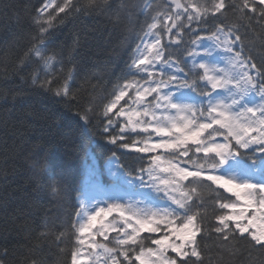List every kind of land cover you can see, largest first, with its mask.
<instances>
[{
    "label": "snow or ice",
    "instance_id": "obj_1",
    "mask_svg": "<svg viewBox=\"0 0 264 264\" xmlns=\"http://www.w3.org/2000/svg\"><path fill=\"white\" fill-rule=\"evenodd\" d=\"M110 3L88 0L87 6H80L78 0H36L27 6L34 13L31 22L39 33L27 53L29 62L32 57L38 61L47 58L54 69L59 65L61 75L49 81L47 76L52 74H46L40 86L51 90L55 85L56 95L68 98L69 104L79 99L70 83L74 72L42 51L44 38L53 22L62 19L59 13L89 12ZM19 9L0 0L4 19L10 10ZM137 12L148 13L141 29L147 42L142 38L134 47V71L99 103L81 105L79 113L84 126H92L108 145L109 160L119 158L122 163L115 171L109 168L108 187L95 163L86 164L84 187L75 197L65 177L51 180L48 195L52 203L63 207L66 216L56 240L63 243L65 232L69 243L76 237L69 253L71 264H99L98 257L79 259L85 244L103 251L104 264H212L202 243L213 232L221 253L216 264H228L224 257L239 251L237 245L264 256V55L257 58L251 49L244 55L250 33L259 30L264 46V0H206L203 4L171 0L145 5L138 0H117L114 22H129ZM165 37L168 39L162 43ZM206 40L223 51L225 67L205 63L200 49L207 48ZM38 82L34 77L33 84ZM65 138L72 143L71 134ZM78 148L72 143L73 152ZM158 150L164 153L166 167L160 168ZM133 156L138 159L130 165L127 159ZM136 164L145 188L151 186L161 193L160 197L151 190L139 193L146 202L144 209L137 202L113 200L114 195H120L125 177L137 171ZM89 188L108 195L112 202L91 207L81 203ZM202 190L210 193L207 199ZM153 200L166 203L147 207ZM206 205L212 207L214 217V222L207 224L205 216L193 211ZM113 212H119L125 227L112 247L91 237L83 239L98 218ZM42 227L50 231L55 225L45 221ZM141 233L148 236L141 238ZM96 234L107 240V227L101 225ZM39 239L47 240L46 232H40ZM145 240L154 247H146ZM41 250L39 244L33 245L22 262H9L8 251L0 250V264H43L34 255ZM249 264L256 262L250 260Z\"/></svg>",
    "mask_w": 264,
    "mask_h": 264
},
{
    "label": "trees",
    "instance_id": "obj_2",
    "mask_svg": "<svg viewBox=\"0 0 264 264\" xmlns=\"http://www.w3.org/2000/svg\"><path fill=\"white\" fill-rule=\"evenodd\" d=\"M4 2L14 3L20 9L18 12L10 10L7 19L0 16V250L8 251L9 262H22L30 255L28 249L39 244L42 250L34 255L39 256L43 264H71L69 253L76 245V237L69 243V233L65 232L63 243L56 240L57 230L66 216L61 205L51 202L48 185L63 176L75 197L83 189L85 165L94 162L102 182L109 186L108 166L112 161L109 160L111 154L107 153L108 145L96 136L92 126H84L80 106H90L89 101L99 103L119 80L134 71L132 53L142 38L146 43L141 29L148 13L137 12L133 20L116 23L113 17L117 0H111L108 7L98 10L58 14L62 19L53 22L42 51L49 57L54 55L65 69L74 72L75 79L70 83L79 99H72L69 104L68 98L56 95L55 85L51 90L49 86H40L46 74H52L47 76L49 81L61 75L59 65L54 69L47 58L38 61L32 57L29 62L27 53L39 33L31 22L34 13L27 6L36 0ZM150 2L163 4L171 0H138L141 5ZM193 2L203 4L206 0ZM78 4L87 6L88 0H78ZM249 36L244 55H249V49L257 58L264 55L259 30ZM167 39L165 37L162 43ZM34 77L39 79L36 84H33ZM198 91L202 93L204 89L200 87ZM69 134L72 143L79 145L76 152L65 138ZM137 159L128 157L127 163L131 165ZM114 161L122 163L119 158ZM34 164L37 166L33 167ZM139 167L136 164L137 171L125 179L139 178ZM202 191L207 199L210 193ZM110 202L108 197L105 203ZM193 211L205 216L206 224L214 222L212 207L206 205ZM216 211H220L218 207ZM45 221L55 228L45 230L42 227ZM40 232H46L48 239L40 240ZM117 235L111 233L107 240L97 236L96 241L112 247ZM140 235L141 238L148 236L147 233ZM145 246L154 247L147 240ZM202 247H206L212 264H216L221 253L214 232L203 241ZM237 247L239 251L224 257L228 264H249L250 260L260 264L264 260L256 251ZM123 259L120 256V260Z\"/></svg>",
    "mask_w": 264,
    "mask_h": 264
},
{
    "label": "rangeland",
    "instance_id": "obj_3",
    "mask_svg": "<svg viewBox=\"0 0 264 264\" xmlns=\"http://www.w3.org/2000/svg\"><path fill=\"white\" fill-rule=\"evenodd\" d=\"M147 42V40H146ZM204 45L207 48L200 49L201 54L205 55V63L207 64H217L220 67H225L226 66V61H225V54L221 49H214L211 46L210 41H204ZM227 91V90H225ZM123 102V101H122ZM158 154L162 156V161L160 163V168L166 167L167 162L163 160L164 153L162 151L158 150ZM118 163L116 161H112L109 166L113 171H115L118 167ZM160 175H164L163 173H159ZM84 181V179H83ZM135 182V183H134ZM130 185V186H129ZM84 187V184H83ZM145 190H151L152 194L156 197H160L161 193L157 191L154 187L149 186L148 189L145 188V183L140 182V177L137 179H132V180H127L124 179L122 182V186L119 189V196L114 195L113 200H117L118 202L121 203H140L139 207L141 209H144L146 207V202H144V197L140 195L139 193L145 191ZM177 195L179 196V192H177ZM108 195L105 194H99L96 193L95 191H92L90 188L87 192L86 196V201H81V203H88L89 207L94 206L96 203L100 202L101 206L105 203V200L108 199ZM166 203L165 201L162 200H153L151 204H147V207L151 208L153 206H163V204ZM117 215L110 213L107 216H104L102 218H98L94 223L93 227L90 231L89 234H86L83 239L88 241L91 237V239L96 241V237H100L101 239L104 240L103 236L97 235V231L101 229V225H104L107 227V236L111 233H120V229L125 227L123 224V221L120 217L119 212H115ZM130 231V229H127ZM97 242V241H96ZM81 251V256L79 257L80 260L82 261H91L94 258L98 257L99 264H104V259L105 256L103 254V251L101 249H92L88 244H85L83 247L80 248ZM120 260V257H118ZM146 259H149L146 257ZM151 259H155V257H152ZM121 261V260H120ZM135 264H139V261H136Z\"/></svg>",
    "mask_w": 264,
    "mask_h": 264
}]
</instances>
